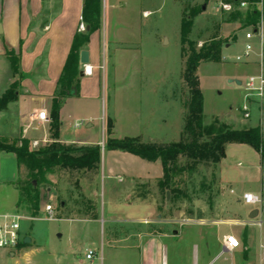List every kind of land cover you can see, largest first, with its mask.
I'll return each instance as SVG.
<instances>
[{
	"label": "crops",
	"instance_id": "0c3cea01",
	"mask_svg": "<svg viewBox=\"0 0 264 264\" xmlns=\"http://www.w3.org/2000/svg\"><path fill=\"white\" fill-rule=\"evenodd\" d=\"M83 8L84 0H0V61L7 64L8 52L18 57L22 79L15 102L21 121L26 127L30 115L38 110H47L49 114V123L39 130L29 128L25 138L31 143L41 140L45 132L50 142L101 147L107 139L108 121L113 123L115 139L172 143L174 134L181 136L184 130V115L179 105L174 121L166 116L155 119L152 108L150 113H141L144 93L150 91L152 99H159L160 86L146 79L148 70H154V61L147 63L144 47L148 43L158 45L159 41L145 37L146 21L152 12L130 5L127 0H102L100 29L91 33L87 44L79 49L78 86L71 88L69 95L62 99L58 110V140L53 139L59 82L79 34ZM249 32L224 49L225 56L236 55L234 62L247 65L245 71L225 77L227 89L239 93L238 99L244 90L229 80L243 83L264 72V37L248 41ZM249 43L253 45V52L244 59ZM83 50L90 55V66L86 69L80 65ZM238 58L243 61L238 62ZM143 59L151 65L150 69H144ZM199 81L205 118L229 122L237 119L235 111L241 104L235 102L222 111H212L200 74ZM173 98L171 102H176ZM170 100L167 97L165 104ZM242 104H245V94ZM252 112L255 117L254 121L252 117L247 121L249 127L264 132V111L254 107ZM30 131L43 133L40 138H31ZM107 153L109 165L104 167L103 157ZM10 157L17 163L14 154L0 152V159ZM98 172L103 181V207L99 213L62 216L54 209L52 215L56 213V217L52 219L25 220L30 225L22 227L21 223V234L24 241L29 238L31 242L16 253L0 250V264H264V168L260 154L250 146L229 145L225 159L216 165L218 205L210 216L212 219L205 216L181 220L185 223L176 218L163 219L156 198L131 197L138 184H155L163 177L160 161L149 162L129 153L105 149ZM88 177L81 180V188L85 187L83 183H87ZM19 179L18 169V174L0 179V187L6 184L15 189L13 184ZM248 193L260 196L262 203L257 207L245 204L243 196ZM18 200L19 193L11 206L0 207V215L14 213ZM254 210L259 214L252 220L250 215ZM36 221H48L56 226L42 239L33 228L32 223ZM150 225H162L164 230L150 232L147 230ZM23 232L28 235L24 236ZM228 237L239 243L237 249L226 248ZM89 251L95 252V258L90 261L86 258ZM225 255L227 258L220 262Z\"/></svg>",
	"mask_w": 264,
	"mask_h": 264
},
{
	"label": "rangeland",
	"instance_id": "374dc122",
	"mask_svg": "<svg viewBox=\"0 0 264 264\" xmlns=\"http://www.w3.org/2000/svg\"><path fill=\"white\" fill-rule=\"evenodd\" d=\"M127 2L130 5L142 6L144 10L148 9L152 12L146 21L148 26L145 37L157 38L159 41L158 45L151 46L148 43L144 46L149 59L147 63L154 61V66L152 65L154 70H152L153 72L148 70L150 72L146 78L147 82L160 86V93L159 99H155V97L152 99L153 93H150V91L143 94L146 96L141 108L143 115L147 111L150 113L152 108L155 119L166 116L174 121L179 105L184 115L185 127L186 104L190 95L189 87L183 80L186 57L189 51V45H185L186 53H184L181 43L183 22L190 23L188 40L196 50L210 45L215 40L224 41L220 61L217 63L201 62L200 70L198 69V75L200 74L210 109L212 111H222L227 109L229 104L235 102L241 104L235 111L237 119H233L231 122L222 121L233 128L249 127L250 124L247 121L251 117L254 121L255 114L252 112L254 107L264 111V105L260 106L258 102H252L249 104L251 117L246 119L242 112L245 93L241 92L240 99H238L239 93L227 89L225 82L227 75L241 73L247 68L244 63L233 61L236 55L228 54L225 56L224 54L226 45L234 42L236 38L244 36L247 31H253L252 28L248 29L246 9H235V11L227 12L222 8L223 3L221 0H127ZM204 7L205 9H203ZM143 61L144 69H150L151 65L146 64L145 59ZM19 80V76L14 75L9 60L6 65L0 61V142L6 145H13L26 136L18 105L15 101L6 104L3 101L7 91L13 90V85ZM14 89L18 90L19 88ZM7 96L12 97V94L8 93ZM167 97H169V100L175 97L176 102L170 100L168 104H165ZM110 106L108 101L106 104L107 117L110 116ZM213 119L215 117H207L205 121L210 123ZM239 123H242L243 126H238ZM72 132L75 133L73 129ZM262 133L264 135V132ZM28 136L40 138L42 132L30 131ZM173 139L172 142L184 140V130L181 136H178L177 133L174 134ZM105 147L106 138L101 145L102 151L105 150ZM186 164L185 159H180L178 162L180 167ZM108 165L109 154L107 153L103 157V166L107 167ZM18 169V164L12 157L0 159V179L8 175L11 176L13 173L18 174ZM88 176L87 183H83L85 187L81 188L76 184V174L71 171L57 169L53 175H48L47 178L51 183L41 190L44 200L37 218H50L46 211L47 205H51L62 216L75 214L78 216H93L95 213H99L103 207L102 175L98 172L90 173ZM20 178L23 180L27 178L25 168L21 169ZM217 186L216 165L202 164L197 167L195 174L182 173L176 178L173 189L179 190L177 193L171 194L169 190L162 188L158 182L149 185L138 184L134 188L131 197L156 198L159 202V213L163 216V219L176 218L179 222L185 219L190 221L200 219L205 216L212 219L210 216L216 211L218 205ZM168 193L170 194L169 198L167 197ZM17 196L16 189L11 186L8 187L6 184L2 185L0 187V207L11 206ZM15 210L24 217L22 227L29 226L30 222H25V220L31 221L33 219L31 214L25 209L16 207ZM53 217H56V213ZM180 223L185 222L181 221ZM32 225L42 239L49 232L54 231L56 226V224L48 221H36ZM163 228L162 225H150L147 230L157 232L163 231ZM23 235L27 236L28 233L23 232ZM225 257L227 258L226 255L223 256L220 262H223Z\"/></svg>",
	"mask_w": 264,
	"mask_h": 264
},
{
	"label": "trees",
	"instance_id": "16d2710c",
	"mask_svg": "<svg viewBox=\"0 0 264 264\" xmlns=\"http://www.w3.org/2000/svg\"><path fill=\"white\" fill-rule=\"evenodd\" d=\"M222 3L238 6L242 2H256L258 0H221ZM102 0H84L82 22L88 31L79 32L75 37L73 51L67 64V70L62 76L58 95L55 100V123L53 125L52 137L58 140V110L61 107L62 99L69 95L71 88L77 84V65L79 49L87 44L89 35L100 29L101 26ZM248 26L256 27L260 22V15L256 11H247ZM190 23L183 22L181 43L183 52L186 53L185 45H189L186 57L183 80L189 87V99L186 104V120L184 127L185 139L169 144L151 143L146 144L136 138L115 139L112 137L113 123L107 125V151H121L137 156L149 162L160 161L163 167V177L159 179V185L173 193L179 190L173 189L175 180L180 174L193 175L197 167L202 164H219L226 157L227 147L231 144L248 145L261 156V163L264 168V135L260 128H233L230 125L215 118L206 123L204 116V97L200 88L198 69L201 62H219L222 54L224 41H213L210 45L196 50L188 40ZM8 60L15 76H22L19 72V60L14 52L7 53ZM20 84L16 82L13 90H8L3 98L4 103L13 102L17 99L16 93ZM12 94L8 97L7 94ZM0 152L12 153L17 158L19 170L25 168L26 179H19L13 184L19 193L17 203L18 209H25L31 214V218L38 217L41 204L44 198L41 190L50 181L48 175H53L57 169L68 170L76 174V184L80 187L81 180L90 175L98 173L102 159L100 146L79 147L77 145H66L53 141L47 145L33 150L30 141L22 138L13 145H6L0 142ZM180 159H185V166H178ZM26 246L21 244L20 247Z\"/></svg>",
	"mask_w": 264,
	"mask_h": 264
},
{
	"label": "built area",
	"instance_id": "2783aa9c",
	"mask_svg": "<svg viewBox=\"0 0 264 264\" xmlns=\"http://www.w3.org/2000/svg\"><path fill=\"white\" fill-rule=\"evenodd\" d=\"M222 8L227 12L235 11V9H246L247 11H256L260 15V22L256 27L251 26L253 31L246 34V39L251 41L254 37H259L263 40L264 37V0H258L256 2H242L238 6L233 4H222ZM86 27L82 22L79 26V32H85ZM253 52V45L251 43L246 45L243 58L248 59ZM243 58H238V62H242ZM241 88L245 93V104L242 106L243 116L246 119L251 117L250 103L258 102L260 106L264 105V72L259 75L249 77L242 83ZM49 123V114L47 110H38L36 113L30 115L28 125L25 127V132L31 128L39 130L45 127ZM41 132V131H40ZM43 133V132H42ZM51 143L48 137L43 134L41 140H33L30 145L33 150L39 149L43 145ZM243 201L249 206H258L262 203V198L254 194H245ZM47 213L50 214V219L53 217L54 208L51 205L46 206ZM24 217L18 212L11 214L0 215V250H6L12 253H16L19 250L24 238L21 234V223ZM239 247V243L233 238L227 239L226 248L233 251ZM87 260H93L95 258V252L89 251L86 254Z\"/></svg>",
	"mask_w": 264,
	"mask_h": 264
},
{
	"label": "water",
	"instance_id": "95a60500",
	"mask_svg": "<svg viewBox=\"0 0 264 264\" xmlns=\"http://www.w3.org/2000/svg\"><path fill=\"white\" fill-rule=\"evenodd\" d=\"M203 9H205V7ZM80 65L84 69H86L87 67L90 66V55H89V52L86 51V50H83L80 53ZM83 75H84V72H81V76H83ZM229 83L230 84H236L237 86H240V87L242 86V83L240 81H238V80H229ZM167 197L168 198L170 197L169 193L167 194ZM258 214H259V211L258 210H254L251 213L250 218L253 220V219L257 218ZM30 242L31 241H30L29 238H26L25 241H24L25 244H29Z\"/></svg>",
	"mask_w": 264,
	"mask_h": 264
}]
</instances>
